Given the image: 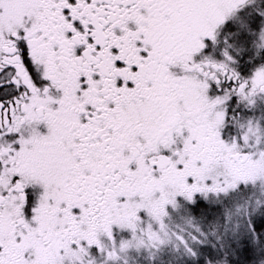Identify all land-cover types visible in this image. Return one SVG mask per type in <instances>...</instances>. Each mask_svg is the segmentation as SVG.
<instances>
[{
  "label": "snow or ice",
  "instance_id": "6c2138e0",
  "mask_svg": "<svg viewBox=\"0 0 264 264\" xmlns=\"http://www.w3.org/2000/svg\"><path fill=\"white\" fill-rule=\"evenodd\" d=\"M0 264H264V0H0Z\"/></svg>",
  "mask_w": 264,
  "mask_h": 264
}]
</instances>
